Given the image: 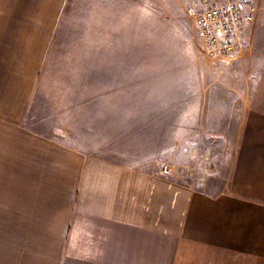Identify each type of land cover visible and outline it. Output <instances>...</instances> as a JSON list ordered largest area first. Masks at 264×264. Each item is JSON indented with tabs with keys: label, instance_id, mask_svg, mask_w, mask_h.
Instances as JSON below:
<instances>
[{
	"label": "crops",
	"instance_id": "crops-1",
	"mask_svg": "<svg viewBox=\"0 0 264 264\" xmlns=\"http://www.w3.org/2000/svg\"><path fill=\"white\" fill-rule=\"evenodd\" d=\"M68 3L0 0V183L14 166V243L0 238V264H264V94L226 112L236 142L217 191L24 125Z\"/></svg>",
	"mask_w": 264,
	"mask_h": 264
},
{
	"label": "rangeland",
	"instance_id": "rangeland-1",
	"mask_svg": "<svg viewBox=\"0 0 264 264\" xmlns=\"http://www.w3.org/2000/svg\"><path fill=\"white\" fill-rule=\"evenodd\" d=\"M186 1L193 0H69L24 125L217 191L236 142L226 112L236 110V96L264 94V8L257 2L250 50L227 63L208 57ZM2 179L0 238L14 243V166Z\"/></svg>",
	"mask_w": 264,
	"mask_h": 264
},
{
	"label": "built area",
	"instance_id": "built-area-1",
	"mask_svg": "<svg viewBox=\"0 0 264 264\" xmlns=\"http://www.w3.org/2000/svg\"><path fill=\"white\" fill-rule=\"evenodd\" d=\"M186 4L210 59L230 63L250 50L248 32L259 11L257 0H193ZM211 167L206 163V169ZM164 172L168 174V168Z\"/></svg>",
	"mask_w": 264,
	"mask_h": 264
}]
</instances>
